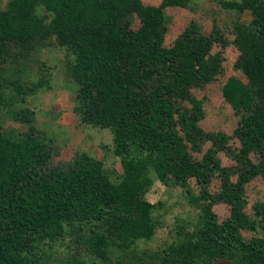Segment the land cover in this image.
Here are the masks:
<instances>
[{
  "label": "trees",
  "instance_id": "obj_1",
  "mask_svg": "<svg viewBox=\"0 0 264 264\" xmlns=\"http://www.w3.org/2000/svg\"><path fill=\"white\" fill-rule=\"evenodd\" d=\"M188 1L157 7L142 0H0V264H264V203H255L254 216L244 211L246 184L264 177V0L222 1L252 16L233 25L241 50L235 66L247 80L230 77L223 86L240 116L237 170L217 157L231 136L200 126L205 112L191 90L222 72L223 57L212 46L227 44L223 30L206 36L192 21L172 46L162 43L171 21L164 9ZM135 15L139 29L132 27ZM49 46L63 52L60 67L81 122L111 131L118 178L87 151L53 165L55 133L34 124L28 99L56 86L42 60ZM7 120L30 127L6 128ZM207 139L215 148L193 158L190 146ZM214 176L223 181L216 195L208 190ZM156 180L180 185L199 212L196 221L176 225L170 242L130 262L125 257L138 241L156 234L160 204L146 198ZM219 201L232 206L224 221L213 210ZM243 229L255 234L246 239Z\"/></svg>",
  "mask_w": 264,
  "mask_h": 264
},
{
  "label": "rangeland",
  "instance_id": "obj_2",
  "mask_svg": "<svg viewBox=\"0 0 264 264\" xmlns=\"http://www.w3.org/2000/svg\"><path fill=\"white\" fill-rule=\"evenodd\" d=\"M9 0H4V5ZM163 0H142L145 6H160ZM223 0H189L187 6H168L164 13L170 17L169 32L162 38L165 46H172L173 41L181 35L187 26L194 21L198 24L197 32L206 36L214 32L215 27L223 30L227 38V44L223 45L219 41L213 42L212 53L220 52L223 57V70L217 78L203 86L192 88V93L202 102L205 116L200 120V126L208 132L223 131L231 136L223 149L217 152V157L222 166L239 169L235 155L241 146L238 137L234 136V130L238 125L240 116L234 107L225 99L223 86L230 77H237L247 80L244 73L237 69L235 64L241 53L238 45L233 41L235 34L233 25L236 21H247L252 18L249 11H239L234 8H226ZM231 1V0H224ZM143 22L135 15L132 27L139 29ZM42 60L52 67L54 77L53 89H43L34 94L29 99V106L36 115L33 117L34 124L44 131L51 130L55 141L53 142V165H61L74 159L79 151H87L105 162V170L114 178L122 172L121 159L114 153L113 135L109 129H101L94 125H87L81 122L80 116L73 111L75 104V91L72 87L66 86L67 77L65 71L60 67L63 62V52L57 47L49 46L42 50ZM185 105L191 107V103L186 101ZM6 128H16L27 130L29 123H19L16 120H7ZM33 123V122H32ZM211 148H215L213 141L207 139L197 148L190 146L189 152L193 158L199 160ZM251 159L258 163L260 155L251 153ZM237 179V175L232 177ZM192 190L200 195L202 187L196 177L189 178ZM223 186V181L219 176H214L208 185L211 194H218ZM244 194L246 204L244 211L255 215L254 205L257 201L264 203V177L259 175L251 179L245 186ZM146 198L152 203H159L155 219L157 222L156 234L153 238L138 241L134 253H129L125 257L130 262L135 261V254L140 255L142 251L154 252L158 248L170 242L176 235V225L183 220H195L199 209L191 205L183 188L180 185H166L156 180L148 190ZM220 221L228 219L231 215V204L219 201L213 206ZM264 212V210H263ZM242 234L246 239L251 238L255 233L243 229ZM260 235L264 232L260 231ZM61 244V243H60ZM59 244L60 250H66L67 244ZM74 244V243H73ZM134 249V250H135ZM216 264H235L230 260H221Z\"/></svg>",
  "mask_w": 264,
  "mask_h": 264
}]
</instances>
